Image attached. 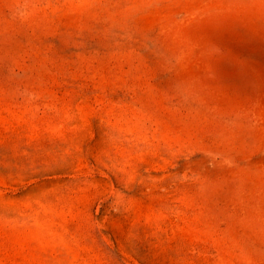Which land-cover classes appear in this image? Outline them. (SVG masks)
<instances>
[{"label": "rangeland", "instance_id": "rangeland-1", "mask_svg": "<svg viewBox=\"0 0 264 264\" xmlns=\"http://www.w3.org/2000/svg\"><path fill=\"white\" fill-rule=\"evenodd\" d=\"M0 264H264V0H0Z\"/></svg>", "mask_w": 264, "mask_h": 264}]
</instances>
